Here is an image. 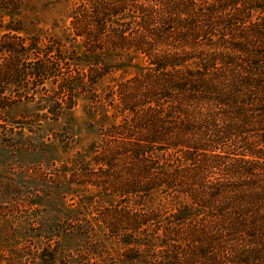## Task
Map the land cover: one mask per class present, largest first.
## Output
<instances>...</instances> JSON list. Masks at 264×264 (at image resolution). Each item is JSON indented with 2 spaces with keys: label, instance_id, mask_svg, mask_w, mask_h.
Returning <instances> with one entry per match:
<instances>
[{
  "label": "trees",
  "instance_id": "1",
  "mask_svg": "<svg viewBox=\"0 0 264 264\" xmlns=\"http://www.w3.org/2000/svg\"><path fill=\"white\" fill-rule=\"evenodd\" d=\"M29 1L0 0V264H264V0H47L49 34ZM81 94L97 139L19 162Z\"/></svg>",
  "mask_w": 264,
  "mask_h": 264
},
{
  "label": "rangeland",
  "instance_id": "2",
  "mask_svg": "<svg viewBox=\"0 0 264 264\" xmlns=\"http://www.w3.org/2000/svg\"><path fill=\"white\" fill-rule=\"evenodd\" d=\"M69 9L70 4L66 2L53 3L47 0H32L27 2L23 8V24L30 29V31L42 29V32L46 34L58 32L60 26H55V23H59V25L68 24L69 19L67 14ZM88 105H90L89 98L81 94L71 114L64 116L58 121L45 122L43 135L47 142H52L56 147L49 152L40 153L22 149L20 153H16L18 161L21 162V160H24V163L29 162L34 164L33 160L36 157L34 154H36L39 157L38 159L44 161V165L55 163V166H58L62 160L65 161L70 159L77 151L84 150L91 140L97 139L101 122L100 120L92 121L87 113ZM26 107L31 110L33 103L17 104L7 112V116L11 119L19 118L24 113ZM19 129L20 128H18V133L16 135L22 133ZM27 134H29V132L26 130L23 136L27 137ZM29 139L35 140V138ZM43 174L45 173L43 172ZM68 208L74 209L75 205H70ZM46 210L49 212L48 215H51L50 218L52 219L53 213L51 211L53 210L45 206L41 208L40 212L46 215ZM2 228L3 226L0 223V253L3 250V242L1 239ZM84 244L86 243L83 241H75L69 238H64L61 242V246L64 249L73 251L75 255L82 251L81 247L83 249ZM110 246L113 248L118 246V248L115 249L123 248V245L117 243L116 240L110 242Z\"/></svg>",
  "mask_w": 264,
  "mask_h": 264
}]
</instances>
